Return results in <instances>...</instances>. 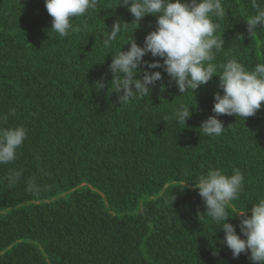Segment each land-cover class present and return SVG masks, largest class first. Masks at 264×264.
<instances>
[{
	"label": "trees",
	"instance_id": "1",
	"mask_svg": "<svg viewBox=\"0 0 264 264\" xmlns=\"http://www.w3.org/2000/svg\"><path fill=\"white\" fill-rule=\"evenodd\" d=\"M222 2L226 15L215 22L225 48L216 62L229 53L251 70L264 62V30L248 33L251 0ZM118 4L100 0L73 18L80 31L61 38L45 0H0V125L27 130L16 159L0 165V264H252L250 253L233 258L223 231L200 217L206 207L193 183L209 169H239L243 188L228 211L251 214L264 197V102L245 120L219 115L225 130L208 137L199 127L223 94L218 77L182 94L162 68L145 66L140 77L160 71L162 80L121 106L112 54L127 51L131 35L143 46L156 17L135 29ZM117 20L127 25L105 50L102 33ZM181 103L195 106L186 125L172 118ZM13 169L21 178L9 185ZM228 222L240 234L239 217Z\"/></svg>",
	"mask_w": 264,
	"mask_h": 264
},
{
	"label": "clouds",
	"instance_id": "2",
	"mask_svg": "<svg viewBox=\"0 0 264 264\" xmlns=\"http://www.w3.org/2000/svg\"><path fill=\"white\" fill-rule=\"evenodd\" d=\"M99 4L100 0H45L46 10L52 17L50 30L61 38L69 37L72 32L80 31L73 26V18L96 11ZM251 5L255 14L246 20L250 36L257 32V26L260 31L264 30V6L259 5L257 0H251ZM118 6L125 7L132 14L130 24H134L135 29L144 17H156L155 30L146 35L143 46L138 45L131 35L127 42L128 50H122L124 45L112 54L109 65L113 77L112 92L118 94L121 106L149 97L152 91L150 85L162 80L160 71L143 70L140 77L139 73L146 66V69L162 68L182 94L188 91L195 94L200 86L206 85L214 76L218 77V88L223 94H214V115L202 121L199 127L205 136L214 138L224 132L223 122L217 118L221 114L245 120L261 109L264 102V62L256 63L249 70L229 53H224L223 62H216L217 54L225 48V40L216 35L220 25L215 22L226 15L222 0H119ZM124 25L127 24L117 20L111 29L106 27L102 33L105 50L113 47ZM148 54L162 58L163 63L160 60L144 61L143 57ZM95 85L99 90L105 87V83L99 81ZM164 90L162 86L161 91ZM194 107L181 103L172 118L186 125L192 115L190 108ZM168 119V116L164 117L165 121ZM26 138L27 130L23 126L0 125V165L16 159L17 149ZM20 178L21 172L13 169L7 179L9 185H13ZM243 184L244 175L239 169H233L231 174L209 169L197 177L193 187L198 190L206 207L200 217L207 216L223 231L222 243L231 251L233 258H238L241 253H250L252 264H264V197L252 203L250 215L247 209L234 215L228 211L231 202L239 199ZM29 190H32L31 184ZM237 216L240 234H237V226L228 222Z\"/></svg>",
	"mask_w": 264,
	"mask_h": 264
}]
</instances>
